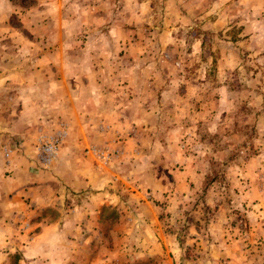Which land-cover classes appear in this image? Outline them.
I'll list each match as a JSON object with an SVG mask.
<instances>
[{
	"label": "rangeland",
	"instance_id": "374dc122",
	"mask_svg": "<svg viewBox=\"0 0 264 264\" xmlns=\"http://www.w3.org/2000/svg\"><path fill=\"white\" fill-rule=\"evenodd\" d=\"M64 42L84 72L95 61L96 80L114 91L106 101L124 110L64 162L96 182L66 201V212L76 208L85 221L79 233L93 237L82 264H104L109 254L115 264H264V0H0L5 73H36L35 59L53 50L39 63L52 61L51 72L36 67L61 78ZM15 78L0 94L3 106L27 98L20 92L50 93L43 81L21 90ZM52 85L61 94L63 84ZM2 121L0 165L9 176L24 149ZM67 130L38 128L24 172L57 166ZM109 185L88 225L92 194ZM1 245L0 264H28L13 239Z\"/></svg>",
	"mask_w": 264,
	"mask_h": 264
},
{
	"label": "crops",
	"instance_id": "0c3cea01",
	"mask_svg": "<svg viewBox=\"0 0 264 264\" xmlns=\"http://www.w3.org/2000/svg\"><path fill=\"white\" fill-rule=\"evenodd\" d=\"M117 29L116 27L117 35L128 31L126 27L120 31ZM61 31L65 39L68 32L66 29ZM61 44L59 49L62 55L59 61L61 78L59 79L55 78L54 74L40 73L36 67L45 58L47 59L50 52L53 55V50H47L43 57L35 59L36 73L33 74L25 72L20 74L19 68L14 72L5 73L8 67L5 68V59H0V94L12 88L15 77V83L22 84L21 90L28 88L27 84L43 81L46 84L44 90L50 92H34V97L28 96L26 92H20V96L17 94L16 98L27 97L28 99L24 98L17 102L18 104L14 107L0 104V107H3L0 110L1 122L6 118L8 123L1 129L7 132L6 138L9 137L15 142L16 147L20 150L24 149L23 152L20 151V154L12 156L14 169L12 175L6 176L4 173L6 170L0 165V243L11 242L13 239L15 245L13 252L20 251L21 258L24 261L27 260L28 264H72L73 262L82 264V253L93 241V237L79 233L78 229L85 221L76 220L79 216L76 208L73 215L66 212V201L76 197L71 192L93 187L96 182L90 179L89 174H81L74 167L66 169L64 162L67 157H71L69 154L75 153V150L83 148L86 144L89 145L88 143H94L96 138L100 140L99 125L104 126L107 123L109 126H114L119 122L115 119L116 117L113 118V115L117 116L119 110L124 112L115 103L106 101L114 97V91L104 90L102 84L96 80L95 61H93V67L87 68L88 72H84L81 68L82 60L70 59L66 53L69 45L66 42ZM51 62L44 65L50 66L49 72L54 66ZM73 65H76L77 69H73ZM40 66V68L44 67ZM54 82L64 85L61 87V94L53 90V87H57L52 85ZM66 84H69L67 89H65ZM136 97L133 96L134 99ZM106 116L107 119H104ZM57 126H62L70 132H67L68 138L61 149V162L52 170L37 166V171L24 172L26 166L30 168V159L35 158L36 155L34 145L38 128L51 130ZM29 146H31L30 150L25 149ZM102 190L97 188V192L92 194V203L87 204L92 211L90 219L82 215L88 225L95 224V220L93 223L91 219L95 217L96 209L97 213L100 212V205L105 200L107 192L110 194V185ZM28 217L27 224L30 229L28 232L21 231V223L26 222ZM2 252H0V259H4ZM111 257L109 254L103 259L100 258V261L104 264H111V262L115 264L116 260L112 261Z\"/></svg>",
	"mask_w": 264,
	"mask_h": 264
},
{
	"label": "built area",
	"instance_id": "2783aa9c",
	"mask_svg": "<svg viewBox=\"0 0 264 264\" xmlns=\"http://www.w3.org/2000/svg\"><path fill=\"white\" fill-rule=\"evenodd\" d=\"M62 139V133L56 134L55 137L51 138L50 144L46 146V150L50 152L49 156L53 154V152L56 150V146L59 144V141ZM58 147V146H57Z\"/></svg>",
	"mask_w": 264,
	"mask_h": 264
}]
</instances>
